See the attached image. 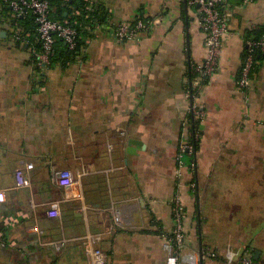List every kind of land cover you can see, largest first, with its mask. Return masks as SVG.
<instances>
[{"label":"crops","instance_id":"crops-1","mask_svg":"<svg viewBox=\"0 0 264 264\" xmlns=\"http://www.w3.org/2000/svg\"><path fill=\"white\" fill-rule=\"evenodd\" d=\"M99 1L112 26L140 17L154 26L125 42L100 29L79 59L43 72L27 46L10 42L1 16L0 264H92L89 246L106 264H165L176 195L179 264H227L231 253V264L244 255L264 264V55L249 88L237 86L246 40L264 30V1L223 6L218 68L194 100L193 69L206 57L196 8L188 0ZM193 103L203 120L192 116ZM184 143L194 153L178 172ZM27 165L29 185L18 188L15 170ZM60 170L78 182L60 190ZM52 208L56 218L47 216Z\"/></svg>","mask_w":264,"mask_h":264},{"label":"built area","instance_id":"built-area-1","mask_svg":"<svg viewBox=\"0 0 264 264\" xmlns=\"http://www.w3.org/2000/svg\"><path fill=\"white\" fill-rule=\"evenodd\" d=\"M72 3L75 0H63ZM87 1V0H84ZM229 0H188V5L196 8L200 17V24L204 31V45L206 49V57L203 63L194 67V80L191 81V88L187 91L188 97L194 100L195 95L201 88V84L211 78L217 71L219 59L222 52V39L227 34L226 14L223 13V6ZM243 4H249L252 0H240ZM222 9V11L219 10ZM90 10L91 7L85 8ZM16 23L19 19L25 18L27 15L34 17V36L29 34L20 38L19 30L13 34L14 41H20L22 44L31 47V59L36 67H45L50 63L55 42L61 39L70 49L76 44V33L64 22H56L51 19V8L47 0H0V19L3 15ZM154 21L137 19L134 23L122 22L112 26L108 22L105 25L95 24V30L106 29L117 41L125 42L135 40L140 34L146 33L152 26ZM38 46V47H37ZM34 47V48H33ZM256 53L264 55V36L259 39L246 40V51L243 65L237 79V86L241 90H247L251 83V71L254 66V58ZM191 114L195 120H203L205 113L196 104L191 106ZM194 153L193 143H184L179 146L177 155L178 172L184 166V158L192 156ZM193 167V164H191ZM32 165L25 166V169L18 168L15 170L16 186L24 188L29 185V179L25 170H31ZM78 182L76 177L70 170H60L54 176L55 185L62 191L74 186ZM193 187V185H192ZM4 201V192L0 191V202ZM59 212L56 208H52L47 212L49 218H56ZM172 216L174 227L168 236V255L165 264H179L178 253L184 241V231L182 225L183 206L181 198L176 195L172 202ZM115 224L120 223L119 214L114 213ZM0 245L3 242L0 239ZM87 253L91 258L92 264H106L105 255L99 249L87 247ZM213 256V255H212ZM235 254L231 253L228 257V263L234 260ZM195 264V263H189ZM237 264H255L252 255H244L238 260Z\"/></svg>","mask_w":264,"mask_h":264},{"label":"trees","instance_id":"trees-1","mask_svg":"<svg viewBox=\"0 0 264 264\" xmlns=\"http://www.w3.org/2000/svg\"><path fill=\"white\" fill-rule=\"evenodd\" d=\"M50 4L51 8V19L56 22H64L66 21L69 26L75 31L76 33V44L73 49L68 48V46L61 40L57 39L55 42L54 50L52 53V56L50 57V63L48 66L45 67H36L33 63V60L31 59L32 65L35 66V71L43 72L46 69H49L53 63L60 61L63 59L64 63H71L76 61L81 56V51L85 47V41L88 38L93 37L95 34V24L105 25L107 22L109 23V11L108 8L105 6L103 2H100L99 0H75L72 3H66L63 0H47ZM233 1V0H229ZM90 6V10H86L85 8ZM220 11H222L221 8H219ZM7 21L12 26V36L15 33L16 30H19L20 38H23L25 35L29 34L30 36H34V25L33 20L34 17L32 15H27L23 19H19L15 24L14 21L10 20L8 16ZM141 20H146L143 17L137 18ZM136 19V20H137ZM135 21V20H134ZM129 22V23H134ZM264 36V30L256 35L253 39H259L260 37ZM15 43L21 45V46H27L22 44L20 41H15ZM31 58V47L27 46ZM38 47V46H37ZM34 48V47H33ZM261 55L259 53H256V56L254 58V66L253 70L256 64L257 56ZM251 71L250 78H252ZM194 145V144H193ZM4 232V231H3ZM257 264L256 262H254Z\"/></svg>","mask_w":264,"mask_h":264},{"label":"water","instance_id":"water-1","mask_svg":"<svg viewBox=\"0 0 264 264\" xmlns=\"http://www.w3.org/2000/svg\"><path fill=\"white\" fill-rule=\"evenodd\" d=\"M198 254H199V258H200V260H202L203 255H202V243H201V240L199 241ZM259 255H260L259 252H255V253H254V260H258Z\"/></svg>","mask_w":264,"mask_h":264},{"label":"rangeland","instance_id":"rangeland-1","mask_svg":"<svg viewBox=\"0 0 264 264\" xmlns=\"http://www.w3.org/2000/svg\"><path fill=\"white\" fill-rule=\"evenodd\" d=\"M260 1H262V0H260ZM264 1V0H263ZM5 16V15H4ZM9 22V21H8ZM10 42H14V40H13V36H12V38H10Z\"/></svg>","mask_w":264,"mask_h":264}]
</instances>
